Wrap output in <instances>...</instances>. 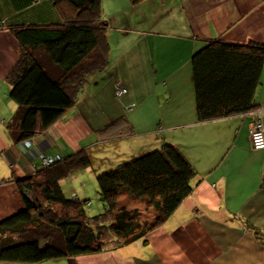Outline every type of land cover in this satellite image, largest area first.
Segmentation results:
<instances>
[{"label":"crops","instance_id":"0c3cea01","mask_svg":"<svg viewBox=\"0 0 264 264\" xmlns=\"http://www.w3.org/2000/svg\"><path fill=\"white\" fill-rule=\"evenodd\" d=\"M21 3L17 7L13 0H0V17L62 21L50 0ZM102 5L110 22V65L95 75L94 84L88 82L73 107L31 139L33 147L54 156L95 149L118 164L171 143L192 164L195 189L165 223L117 249L0 264H264V149L251 143L253 116L200 121L192 65L195 51L210 39L264 43V0H102ZM19 50L14 34L0 28V223L24 206L17 179L41 163L6 129L17 109L7 76ZM119 83L126 93H117ZM146 98H151L152 110H134ZM255 98L264 122V65ZM120 117L127 118L133 133L117 139L115 129L106 126ZM120 199L129 210L151 208L126 194ZM61 260L65 262H55Z\"/></svg>","mask_w":264,"mask_h":264},{"label":"trees","instance_id":"16d2710c","mask_svg":"<svg viewBox=\"0 0 264 264\" xmlns=\"http://www.w3.org/2000/svg\"><path fill=\"white\" fill-rule=\"evenodd\" d=\"M22 1L13 0L17 7ZM50 3L62 21L24 23L0 17V28L11 31L20 47L18 61L7 76L17 109L6 129L16 143L45 132L75 105L90 79L110 65V22L102 0ZM192 65L200 121L258 108L255 94L261 83L264 43L210 39L195 51ZM124 125L133 132L125 117L106 127L118 131ZM88 153L81 149L65 156L49 155L53 162L39 160L31 174L17 179L24 206L0 223L1 261L37 263L117 249L165 223L195 189L192 164L177 146L165 143L103 170L97 182L105 210L88 215V200L76 193L67 196L61 185L63 178L92 164ZM124 194L147 201L156 213L146 218L138 209L122 207Z\"/></svg>","mask_w":264,"mask_h":264},{"label":"rangeland","instance_id":"374dc122","mask_svg":"<svg viewBox=\"0 0 264 264\" xmlns=\"http://www.w3.org/2000/svg\"><path fill=\"white\" fill-rule=\"evenodd\" d=\"M143 8H139L138 12L140 13L143 10ZM115 24H119V23H117V21L115 20ZM108 67L109 66H107L106 68H108ZM103 70H105V69H103ZM102 71H100V72H102ZM99 73H97V74H99ZM94 77L92 79H90V81L93 82ZM93 84H94V82H93ZM122 87H124V85L119 83L116 86V88H117L116 91H118L119 88H122ZM124 88H126V87H124ZM140 98H142V97H140ZM141 102H142V104H141ZM141 102L138 103L137 107L134 110H137L139 106H141L142 108L143 107H146V108L149 107L152 110L151 98L143 99ZM256 109L257 108H255L253 110H256ZM115 131L116 132H114L115 134L113 136H115L117 139H121L123 137H126L127 135H129L128 133L131 134V130H129V127L127 128L126 125H124L122 127V129L120 127L118 129V131L116 128ZM149 138H151V135H149ZM142 139H145V137H143ZM149 141L152 143L153 146H156V145H154L155 142H154L153 138L149 139ZM130 148H131V146H128L124 151H128ZM91 151L92 152L88 151L89 152L88 154L90 155V158L92 160V164L87 168L79 169L77 171L72 172L70 175L65 177L64 180L62 179L63 181L61 180V185H62V188H63V190L67 196H71L72 192L75 191L77 193L79 199H87L88 201L85 205L87 213H88V215H95V214L101 213L105 210V203L101 200L100 194L98 192L97 176L100 173L104 172L103 170H105V168H110L111 166L115 167L117 163H114V162L110 163V160H108V158H103V156L101 155L102 153L96 152L95 149H92ZM106 164H108V165H106ZM73 173L75 176L74 178L72 177ZM74 194L75 193H73V195ZM137 201H139V200H137ZM138 207H139V205H138ZM139 211H141L143 214V217H146V218H151L156 213V210L152 206L150 209H148V210L146 209L145 212H143L142 209ZM55 262L64 263L65 261L61 260V261H55Z\"/></svg>","mask_w":264,"mask_h":264},{"label":"built area","instance_id":"2783aa9c","mask_svg":"<svg viewBox=\"0 0 264 264\" xmlns=\"http://www.w3.org/2000/svg\"><path fill=\"white\" fill-rule=\"evenodd\" d=\"M120 87V86H119ZM127 89L122 87L117 91L118 94L126 93ZM249 113L253 116V121L250 124V138L251 143L255 149H264V122H263V111L260 108L252 110ZM26 151L29 152L31 157H36L42 161L43 164H48L54 161L55 158L50 157L43 151L35 150L32 146L31 141L23 143ZM59 158V157H57Z\"/></svg>","mask_w":264,"mask_h":264}]
</instances>
